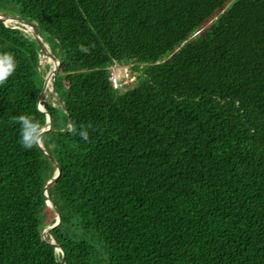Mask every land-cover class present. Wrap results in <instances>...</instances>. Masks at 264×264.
Returning <instances> with one entry per match:
<instances>
[{"label": "trees", "instance_id": "trees-1", "mask_svg": "<svg viewBox=\"0 0 264 264\" xmlns=\"http://www.w3.org/2000/svg\"><path fill=\"white\" fill-rule=\"evenodd\" d=\"M227 1L0 0L60 59L42 145L65 264H264V0ZM19 25L0 19L17 63L0 86V264H62L42 238L56 165L11 122L46 123L50 64ZM114 63L132 64L130 87H113ZM89 121L87 141L67 131Z\"/></svg>", "mask_w": 264, "mask_h": 264}, {"label": "water", "instance_id": "water-1", "mask_svg": "<svg viewBox=\"0 0 264 264\" xmlns=\"http://www.w3.org/2000/svg\"><path fill=\"white\" fill-rule=\"evenodd\" d=\"M0 19L3 20L5 23H8V21H12V20H16L17 22L21 23L27 30H29V32L32 34V36L37 40L39 46H40V53H39V58H38V64H39V70H40V73H42V70H41V60H42V56H45V50H46V43L43 41V39L41 38L40 36V33H39V29H38V26L36 25V23L34 22H31L29 20H26L24 18H21L17 15H7V16H3V15H0ZM46 45V46H45ZM48 47V46H47ZM49 49V47H48ZM49 51L51 52V56L53 57V59L56 60L57 64H56V67L55 69L53 70V74L51 76L50 75V72L52 70V68L50 69V71L45 75L43 74V86L40 90V94H39V99H38V104L39 105L42 101H43V94L46 90V87L48 85V80H49V77L50 78V82L53 86V89H54V81H55V78H56V75H57V72H58V69H59V66H60V59L49 49ZM43 105V108L41 109L42 112H44L45 116H46V123L44 125V133L47 132V131H50L52 129V122H53V116L51 115V113L44 107V104L41 103ZM39 148L50 158V160L56 165V171L54 173V175L48 179L44 186H43V196L45 198V201H46V204L50 207H52L55 212H56V219L55 221L50 224L49 226H47L43 231H42V236L43 234H46V242L49 243V244H52L55 248L56 251H59L61 252V255H62V264H65V251L63 250V248L55 241V239L53 238L52 236V233L51 231L57 227L59 225V223L61 222V215H60V212L57 208V206L55 205L53 199L48 195L47 193V188L49 185L53 184L57 178L59 177L60 175V172H61V169H60V166L58 165L56 159L53 157L52 154H50L47 149L41 144L39 146Z\"/></svg>", "mask_w": 264, "mask_h": 264}, {"label": "clouds", "instance_id": "clouds-1", "mask_svg": "<svg viewBox=\"0 0 264 264\" xmlns=\"http://www.w3.org/2000/svg\"><path fill=\"white\" fill-rule=\"evenodd\" d=\"M93 45H78V50L84 54H90ZM17 68L15 57L10 52H0V86L4 85L13 75ZM37 111H41L40 105H37ZM11 122L20 126V143L25 149H32L40 146L46 139L44 133V125L36 117L30 114H20L13 116ZM90 129L95 130L92 122L81 124L77 129L73 124L67 125V131H70L83 140H89Z\"/></svg>", "mask_w": 264, "mask_h": 264}, {"label": "rangeland", "instance_id": "rangeland-1", "mask_svg": "<svg viewBox=\"0 0 264 264\" xmlns=\"http://www.w3.org/2000/svg\"><path fill=\"white\" fill-rule=\"evenodd\" d=\"M233 0H228L227 2H226V4H225V6H227V5H229L231 2H232ZM213 18H214V16H212V17H210V19H208L205 23H203L202 25H201V28L196 32V33H198L200 30H202V29H204L205 27H207L210 23H211V21L213 20ZM8 23H11V24H16L17 23V21L16 20H12V21H8ZM18 27H20L21 29H23V31H27V32H29V30H27L25 27H22L21 25H19ZM195 33V34H196ZM41 36V35H40ZM192 37V35L189 37V38H191ZM41 38H42V36H41ZM43 39V38H42ZM47 45V44H46ZM48 46V45H47ZM49 47V46H48ZM42 59L43 60H41V69L43 70H45L46 69V63H49L50 64V68L49 69H47L46 70V73H45V75L50 71V69L52 68V64H53V59H51L50 57H44V56H42ZM112 70L114 71V74H115V76L117 77V76H124L125 74H127V67H126V65H122V64H115V65H113L112 67ZM110 69V68H109ZM136 71H134V73H135ZM137 73V72H136ZM132 85V84H131ZM131 85H129V86H127L126 88H128V87H130ZM49 91H52L51 93H52V96L50 95V93H49ZM44 95L46 96V98L48 99V100H50V101H52L53 102V105H57V102H56V99L58 100V96H57V93L54 91V89H53V86H52V84H51V82H49L48 83V86L46 87V90H45V92H44ZM44 98V97H43ZM62 116V113H61V111L59 110V112H58V117H61ZM47 236H46V234H43V236H42V238L43 239H45Z\"/></svg>", "mask_w": 264, "mask_h": 264}, {"label": "built area", "instance_id": "built-area-1", "mask_svg": "<svg viewBox=\"0 0 264 264\" xmlns=\"http://www.w3.org/2000/svg\"><path fill=\"white\" fill-rule=\"evenodd\" d=\"M115 64H120V63H114L111 66H109V71H110V76L109 79L111 80V83L113 85L114 88H120V89H125L129 84H131L132 82H134L135 78H136V72L134 73V70L132 69V64L128 63V64H123L122 65H126L127 67V74H125L124 76H115L114 71L112 70V66Z\"/></svg>", "mask_w": 264, "mask_h": 264}, {"label": "bare ground", "instance_id": "bare-ground-1", "mask_svg": "<svg viewBox=\"0 0 264 264\" xmlns=\"http://www.w3.org/2000/svg\"><path fill=\"white\" fill-rule=\"evenodd\" d=\"M46 46V45H45ZM51 56V52L49 51V49H48V47L46 46V50H45V56L44 57H50ZM52 57V56H51ZM53 58V57H52ZM43 60V59H42ZM56 64H57V62L52 66V70H51V72H50V75L49 76H51L52 74H53V70L55 69V67H56ZM50 78L51 77H49V82H50ZM48 82V83H49ZM48 86V85H47ZM41 106L43 107V105L41 104Z\"/></svg>", "mask_w": 264, "mask_h": 264}]
</instances>
